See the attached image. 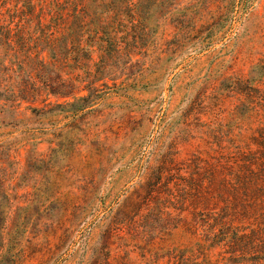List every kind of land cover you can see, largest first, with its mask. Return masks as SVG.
Returning <instances> with one entry per match:
<instances>
[{"label": "trees", "instance_id": "1", "mask_svg": "<svg viewBox=\"0 0 264 264\" xmlns=\"http://www.w3.org/2000/svg\"><path fill=\"white\" fill-rule=\"evenodd\" d=\"M189 1L0 0V127L30 120L18 118L22 104L34 117L47 116L54 106H75L74 112L92 107L107 94L104 88L111 89L106 78L113 80L116 92L140 85L137 81L151 72V62L145 65L141 59L161 19L177 31L192 32L205 12L211 17L200 27L212 30L230 25L252 2L209 0L195 19ZM210 3L216 5L213 14ZM262 71L263 63L254 65L244 84L260 83ZM117 74L125 75L119 84ZM50 98L62 102L53 104ZM245 99L229 119L201 129V142L188 158H177L174 142L163 151L155 130L140 153L128 196L103 214L95 210L93 221L102 229L85 256L93 221L86 226L81 222L78 263L135 264L129 252L137 250V264H264V94ZM251 115L256 120L243 124L242 117ZM4 162L0 156V170ZM14 199L0 179L1 222L9 218ZM172 236L183 241L165 247Z\"/></svg>", "mask_w": 264, "mask_h": 264}, {"label": "rangeland", "instance_id": "2", "mask_svg": "<svg viewBox=\"0 0 264 264\" xmlns=\"http://www.w3.org/2000/svg\"><path fill=\"white\" fill-rule=\"evenodd\" d=\"M208 1L190 0L191 16L196 19L197 9ZM220 1L226 5L229 0ZM251 1L245 13L233 16L230 25L214 27V33L200 27L210 20L205 12L192 32L177 31L161 19L141 59L145 65L151 62V72L137 81L140 85L116 92L113 80L106 78L111 89L104 88L107 94L92 107L74 112L75 106H54L47 116L34 117L22 104L17 116L30 120L0 127V144L5 147L0 156L6 158L0 179L15 198L9 218L0 221V264H79L81 222L86 226L96 209L103 214L128 196L137 180L140 153L155 130L160 131L157 142L163 151L174 142L177 158H188L201 142V129L214 120L229 119V112L246 102L247 94H264V76L260 83L244 84L254 65L264 64V0ZM208 6L213 14L216 5ZM208 32L213 34L204 38ZM123 77L117 74L115 82ZM223 79L231 85L225 88ZM251 116L242 117V123L256 120ZM92 223L83 256L102 229L97 220ZM182 241L172 236L163 245ZM129 256L135 264L141 258L137 250Z\"/></svg>", "mask_w": 264, "mask_h": 264}]
</instances>
